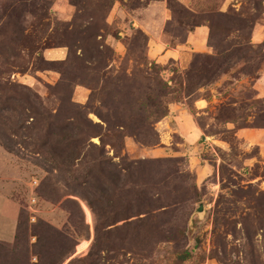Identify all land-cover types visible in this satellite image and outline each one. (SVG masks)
I'll use <instances>...</instances> for the list:
<instances>
[{
	"label": "rangeland",
	"instance_id": "1",
	"mask_svg": "<svg viewBox=\"0 0 264 264\" xmlns=\"http://www.w3.org/2000/svg\"><path fill=\"white\" fill-rule=\"evenodd\" d=\"M197 55L225 73L190 93ZM0 145V264H264V0H0Z\"/></svg>",
	"mask_w": 264,
	"mask_h": 264
},
{
	"label": "crops",
	"instance_id": "2",
	"mask_svg": "<svg viewBox=\"0 0 264 264\" xmlns=\"http://www.w3.org/2000/svg\"><path fill=\"white\" fill-rule=\"evenodd\" d=\"M26 176L27 171L21 163L0 145V242L15 240Z\"/></svg>",
	"mask_w": 264,
	"mask_h": 264
},
{
	"label": "trees",
	"instance_id": "3",
	"mask_svg": "<svg viewBox=\"0 0 264 264\" xmlns=\"http://www.w3.org/2000/svg\"><path fill=\"white\" fill-rule=\"evenodd\" d=\"M135 41L141 39L142 37V42L143 45L146 46L148 43V38L147 36L143 35L141 31L136 30L135 31ZM139 44V43H137ZM108 54L112 53L111 49L108 48L107 50ZM225 62L218 63L217 59L214 57L210 56H201L197 55L195 56L193 62L191 63L190 69L185 72V81L187 83L186 87V92L191 91L190 93H193L197 91L199 88L207 85L208 83H211L215 81L219 76L225 73V67H223ZM153 66L155 64L152 63ZM194 90V91H193ZM185 92V93H186ZM189 94H186L188 96ZM176 99L175 102H179V98L174 97ZM167 104L164 103H159V102H150L146 103L143 106L139 108V111H142L143 113H148V115H144V121L149 120L152 118V124L153 121H158L159 119L165 117L167 115ZM113 108V107H112ZM121 110L122 112L126 110H131L129 106L123 107L122 105L116 107V110ZM152 109V111H150ZM136 135V134H134ZM117 139V137H116ZM137 140L141 142L142 144H148L144 140H142L140 137L137 136ZM115 147V145H112ZM74 156H76L74 159L77 160L79 159L77 156L79 153L77 151H73ZM79 161V160H78ZM77 161V162H78Z\"/></svg>",
	"mask_w": 264,
	"mask_h": 264
},
{
	"label": "built area",
	"instance_id": "4",
	"mask_svg": "<svg viewBox=\"0 0 264 264\" xmlns=\"http://www.w3.org/2000/svg\"><path fill=\"white\" fill-rule=\"evenodd\" d=\"M37 184H38V182H37V180H33L32 181V183H31V186H32V188H35V187H37ZM36 202H37V198H36V196H31L30 197V200H29V210H32L33 211V206H35L36 205Z\"/></svg>",
	"mask_w": 264,
	"mask_h": 264
},
{
	"label": "bare ground",
	"instance_id": "5",
	"mask_svg": "<svg viewBox=\"0 0 264 264\" xmlns=\"http://www.w3.org/2000/svg\"><path fill=\"white\" fill-rule=\"evenodd\" d=\"M84 211H85L87 222L91 221V215H90L89 211L87 210V208L84 207ZM86 247H87L86 244H79L78 245V252H82Z\"/></svg>",
	"mask_w": 264,
	"mask_h": 264
},
{
	"label": "water",
	"instance_id": "6",
	"mask_svg": "<svg viewBox=\"0 0 264 264\" xmlns=\"http://www.w3.org/2000/svg\"><path fill=\"white\" fill-rule=\"evenodd\" d=\"M197 212L198 213L202 212V206L201 205H200V207H198Z\"/></svg>",
	"mask_w": 264,
	"mask_h": 264
}]
</instances>
